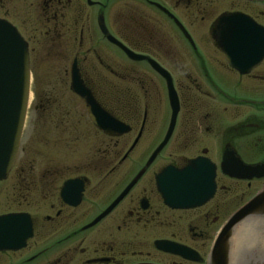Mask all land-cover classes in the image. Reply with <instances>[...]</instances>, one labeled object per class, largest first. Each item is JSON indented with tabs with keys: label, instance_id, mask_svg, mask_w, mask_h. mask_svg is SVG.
<instances>
[{
	"label": "flooded vegetation",
	"instance_id": "obj_1",
	"mask_svg": "<svg viewBox=\"0 0 264 264\" xmlns=\"http://www.w3.org/2000/svg\"><path fill=\"white\" fill-rule=\"evenodd\" d=\"M37 5L34 28L0 18L27 44L35 128L48 129L30 138L26 161L25 119L0 181L13 182L11 195L0 194V217H7L0 264H207L228 218L264 186V173L226 172L231 155L264 168V0ZM230 14L240 15L238 41L228 46L238 69L214 37L218 19ZM148 60L167 72L177 99L167 139V82ZM74 77L128 130L97 129ZM191 161L194 169L183 172Z\"/></svg>",
	"mask_w": 264,
	"mask_h": 264
},
{
	"label": "water",
	"instance_id": "obj_2",
	"mask_svg": "<svg viewBox=\"0 0 264 264\" xmlns=\"http://www.w3.org/2000/svg\"><path fill=\"white\" fill-rule=\"evenodd\" d=\"M239 16L238 14L221 16L217 21L214 33L218 47L230 59V64L235 69H238V64L235 61L232 62L234 57L229 54L228 46L230 43L238 41ZM119 46L130 58L144 59L130 53L120 44ZM148 62L167 82V94L171 109L170 123L166 135L167 139L172 131L178 112L177 99L167 72L153 61L148 60ZM29 77L27 44L12 24L4 19H0V181L6 178L8 171L15 161L19 148L29 102ZM77 85H79V82L74 77L73 91L85 98L89 120L97 129L105 134L128 130L126 126L107 116L88 95V92ZM231 163L230 169L226 170L231 177L249 178L261 176L264 173L263 166H244L241 162L234 159L232 155ZM195 165L196 161H191L183 172L190 173ZM167 172L168 170H166L165 174ZM177 174L175 171L171 173L172 176H176ZM162 178L164 177L162 176ZM208 197L201 201L193 202L192 205H201ZM166 202L175 207L190 205L180 202L173 204L172 202L174 201L168 200V198ZM251 216L264 219V186L251 200L228 218L213 241L207 264H229V241L232 233L237 225ZM6 219L7 217L2 216L0 217V222ZM258 258H256L257 262L259 261ZM252 260L254 261L255 259L252 257ZM258 264H264V257H262V261L260 260Z\"/></svg>",
	"mask_w": 264,
	"mask_h": 264
},
{
	"label": "rangeland",
	"instance_id": "obj_3",
	"mask_svg": "<svg viewBox=\"0 0 264 264\" xmlns=\"http://www.w3.org/2000/svg\"><path fill=\"white\" fill-rule=\"evenodd\" d=\"M0 18H5L8 21H10L12 24L20 25L24 28L29 27L30 25H33L31 27L34 28V27H36L37 20L41 18L40 10H39L38 5H37V0H7L4 2L2 0H0ZM171 38H172V36H171ZM44 74H43V77L41 76V78H42L41 80L42 81L50 80L49 74H46L45 78H44ZM35 79H36V77H35ZM31 90H32V92H34L33 89H31ZM54 93H55V95L59 94L58 91L54 92ZM31 95H32V93L30 94V97H29L30 109L28 108V111H27L26 129H25L24 137H23V140L24 139L27 140V138H28V140L26 141L25 144L22 145V147L24 148L25 151H23V153H21V155H20V158L25 159L26 161H28L30 156H31L30 155L31 145L29 143L30 138H34L35 135L36 136L41 135L40 133L46 132V130H48V129H46V123H42V124H45V127L42 129L35 128V127L39 126L38 125L39 120H38V118H33L34 112L32 110V103H31L32 96ZM262 145L264 147V139L262 140ZM33 146H34V144H33ZM28 154H29V156H28ZM42 157H45V155H42ZM263 157H264V155H262V158ZM42 161H44V160H42ZM12 183H13L12 181H8L6 183L0 184V194L11 195L12 194V192H11L12 188L9 187V185H11Z\"/></svg>",
	"mask_w": 264,
	"mask_h": 264
},
{
	"label": "bare ground",
	"instance_id": "obj_4",
	"mask_svg": "<svg viewBox=\"0 0 264 264\" xmlns=\"http://www.w3.org/2000/svg\"><path fill=\"white\" fill-rule=\"evenodd\" d=\"M228 253L229 264H258L260 260L262 261L264 257V219L251 216L237 225L229 241ZM256 258L259 259L258 262Z\"/></svg>",
	"mask_w": 264,
	"mask_h": 264
}]
</instances>
